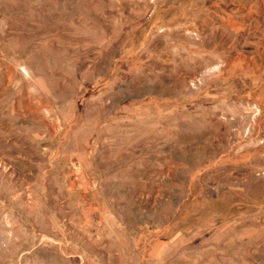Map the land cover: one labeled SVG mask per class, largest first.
<instances>
[{
    "label": "rangeland",
    "instance_id": "1",
    "mask_svg": "<svg viewBox=\"0 0 264 264\" xmlns=\"http://www.w3.org/2000/svg\"><path fill=\"white\" fill-rule=\"evenodd\" d=\"M0 264H264V0H0Z\"/></svg>",
    "mask_w": 264,
    "mask_h": 264
}]
</instances>
